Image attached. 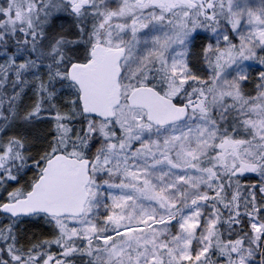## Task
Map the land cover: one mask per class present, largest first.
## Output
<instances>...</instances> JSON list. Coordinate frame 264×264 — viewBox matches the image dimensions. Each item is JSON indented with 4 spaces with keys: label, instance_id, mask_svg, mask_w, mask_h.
Segmentation results:
<instances>
[{
    "label": "snow or ice",
    "instance_id": "1",
    "mask_svg": "<svg viewBox=\"0 0 264 264\" xmlns=\"http://www.w3.org/2000/svg\"><path fill=\"white\" fill-rule=\"evenodd\" d=\"M0 264H264V0H0Z\"/></svg>",
    "mask_w": 264,
    "mask_h": 264
}]
</instances>
